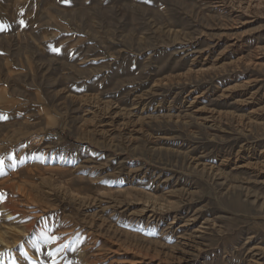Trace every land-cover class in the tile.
I'll return each instance as SVG.
<instances>
[{
	"label": "rangeland",
	"instance_id": "obj_1",
	"mask_svg": "<svg viewBox=\"0 0 264 264\" xmlns=\"http://www.w3.org/2000/svg\"><path fill=\"white\" fill-rule=\"evenodd\" d=\"M0 24V264H264V0H0Z\"/></svg>",
	"mask_w": 264,
	"mask_h": 264
},
{
	"label": "bare ground",
	"instance_id": "obj_2",
	"mask_svg": "<svg viewBox=\"0 0 264 264\" xmlns=\"http://www.w3.org/2000/svg\"><path fill=\"white\" fill-rule=\"evenodd\" d=\"M91 99L92 98H87L86 99V104H92V105H94V103H97V102H95V101H91ZM99 103V102H98ZM108 103V102H107ZM98 105V104H97ZM106 105V104H105ZM95 106V105H94ZM98 109H100L99 110V112H101L102 110H104V112L106 113V114H109V115H111L110 117H111V119H113L116 115H112L115 111H114V107L113 106H111V105H106V106H104V108H98ZM103 111L101 112V113H104ZM117 112V111H116ZM142 112H143V109H141L140 110V115L142 114ZM96 113H98V112H95L94 111V117H95V115H96ZM125 114V113H124ZM104 115V114H103ZM136 115V114H135ZM133 115L131 114V112H129L128 113V116H126L125 118H123V119H128L127 120V122H134V124L139 120L140 121V118H144V117H138V118H136V119H131V117H132ZM118 117H120V116H118ZM170 117V116H169ZM179 117V116H178ZM121 118V117H120ZM134 118V117H133ZM99 119V118H98ZM119 120V119H118ZM143 121V120H142ZM101 122V121H100ZM110 122H111V120H110ZM102 123V122H101ZM125 123H126V121H125ZM139 123V122H138ZM127 124V123H126ZM101 125V124H100ZM104 125V124H103ZM141 127V126H140ZM139 127V128H140ZM31 149V148H30ZM202 165V167L200 168V170L202 169V170H205L206 172H208V173H210V174H212L213 173V168L211 167V166H206L205 164H201ZM204 171V172H205ZM15 186V185H14ZM11 187V186H10ZM16 189H17V187H16ZM17 191H19L18 189H17ZM170 193V192H169ZM170 195V194H169ZM155 207V206H154ZM160 208V207H159ZM152 213V212H151ZM150 213V214H151ZM148 216V215H147ZM150 216V215H149ZM153 218H154V216H152ZM189 217V216H188ZM152 218V219H153ZM173 218V217H172ZM173 219H175V218H173ZM176 220V219H175ZM188 220V219H187ZM190 220H191V218H190ZM193 220V219H192ZM189 221V220H188ZM173 222V221H172ZM175 222V221H174ZM180 223V222H179ZM188 223V222H187ZM189 224V223H188ZM180 225V224H179ZM180 226H182V225H180ZM183 226H184V224H183ZM186 227V226H185ZM184 228V227H183ZM196 229V228H195ZM195 232H197V230H195Z\"/></svg>",
	"mask_w": 264,
	"mask_h": 264
},
{
	"label": "snow or ice",
	"instance_id": "obj_3",
	"mask_svg": "<svg viewBox=\"0 0 264 264\" xmlns=\"http://www.w3.org/2000/svg\"><path fill=\"white\" fill-rule=\"evenodd\" d=\"M20 23L23 24V21H20ZM4 27H5L4 25L0 24V30H3ZM57 51H58V50H57ZM4 118H6V117L0 115V119H4ZM2 196H3V194L0 193V197H2ZM56 239H57V237H54V236L49 237V236L46 235V236H45V243H50V242H52V241H54V240H56ZM63 246H64V245H61V247H63ZM49 255H52V253H49ZM53 264H55L54 261H53Z\"/></svg>",
	"mask_w": 264,
	"mask_h": 264
}]
</instances>
